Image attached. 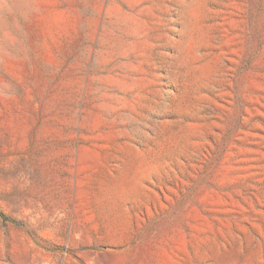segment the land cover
<instances>
[{
    "label": "rangeland",
    "instance_id": "rangeland-1",
    "mask_svg": "<svg viewBox=\"0 0 264 264\" xmlns=\"http://www.w3.org/2000/svg\"><path fill=\"white\" fill-rule=\"evenodd\" d=\"M0 264H264V0H0Z\"/></svg>",
    "mask_w": 264,
    "mask_h": 264
},
{
    "label": "trees",
    "instance_id": "trees-1",
    "mask_svg": "<svg viewBox=\"0 0 264 264\" xmlns=\"http://www.w3.org/2000/svg\"><path fill=\"white\" fill-rule=\"evenodd\" d=\"M0 217L4 220V221H6L7 219L0 213Z\"/></svg>",
    "mask_w": 264,
    "mask_h": 264
}]
</instances>
